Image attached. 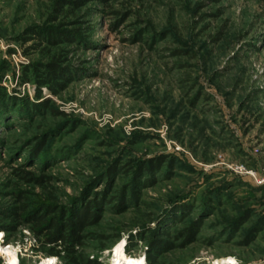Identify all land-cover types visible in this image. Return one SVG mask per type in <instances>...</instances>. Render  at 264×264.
<instances>
[{"label":"rangeland","instance_id":"1","mask_svg":"<svg viewBox=\"0 0 264 264\" xmlns=\"http://www.w3.org/2000/svg\"><path fill=\"white\" fill-rule=\"evenodd\" d=\"M57 1L0 0V264H62L29 217L95 201L84 250L105 264L121 244L149 264L155 233L152 264H264V0ZM60 30L75 42L42 39ZM53 62L56 93L37 76Z\"/></svg>","mask_w":264,"mask_h":264},{"label":"trees","instance_id":"2","mask_svg":"<svg viewBox=\"0 0 264 264\" xmlns=\"http://www.w3.org/2000/svg\"><path fill=\"white\" fill-rule=\"evenodd\" d=\"M103 4L108 3L110 0H96ZM88 0H58L56 11L60 12L65 6H70L72 9H79L87 4ZM42 39H46L52 44H58L60 42H70L74 43L76 36L69 34L65 31H57L55 33H50L45 35ZM39 77V82L43 86H48L53 93H56V89L64 84L65 81H69L66 78V73H64L63 68L56 62L50 63L45 67L44 72L37 73ZM61 87V86H60ZM7 94L2 92L0 93V106L3 105L6 101ZM10 102L15 100L9 98ZM24 104V103H23ZM48 103L44 102L42 104H31L28 105L30 109H46ZM46 147L45 142L40 143L34 148L35 154L37 157L41 155ZM165 164L164 160L160 157L155 160L146 161L140 169L138 174L153 173L159 171ZM115 172V169H111L107 176H110L111 173ZM29 176V174H26ZM34 179V178H33ZM31 179V180H33ZM39 183H43V179L37 180ZM134 193V200L138 201L140 198V193L138 191ZM121 203L120 207L124 205V199L120 198ZM119 200V201H120ZM140 200V199H139ZM101 201H95V203H87L86 205L70 210L65 213H61L59 217H53V214H56L57 208L54 206H44L39 212L29 217L30 223H32V232L34 234V251H39L46 257H58L62 264H105L103 261L99 260V257L92 258L91 256L85 253V231L96 225L101 219L100 214L97 212L98 208L101 206ZM175 211L178 214L188 210L189 207L180 206L175 207ZM69 213V214H67ZM69 215V216H67ZM18 216H16L17 218ZM175 218L180 220V217L175 216ZM15 219V217H14ZM201 227V222L196 221L191 228L182 232L180 235L182 238H185L186 242H193L196 240L198 230ZM0 230H6L7 228L0 227ZM153 239L150 246V252L148 253V262L152 264L155 262L156 258L162 253L163 249L168 246L159 240L157 233L150 237ZM131 242V239H130ZM185 242V244H186Z\"/></svg>","mask_w":264,"mask_h":264},{"label":"bare ground","instance_id":"3","mask_svg":"<svg viewBox=\"0 0 264 264\" xmlns=\"http://www.w3.org/2000/svg\"><path fill=\"white\" fill-rule=\"evenodd\" d=\"M124 248H125V244H121L116 248V251H115L116 256L113 259L114 264H147V261L144 257L139 258V259H130L127 255L124 254ZM8 253L10 256L9 257L10 261L11 260L15 261L16 256L12 254L11 252H8ZM48 264H50V262Z\"/></svg>","mask_w":264,"mask_h":264},{"label":"built area","instance_id":"4","mask_svg":"<svg viewBox=\"0 0 264 264\" xmlns=\"http://www.w3.org/2000/svg\"><path fill=\"white\" fill-rule=\"evenodd\" d=\"M263 182H264V177H263Z\"/></svg>","mask_w":264,"mask_h":264}]
</instances>
